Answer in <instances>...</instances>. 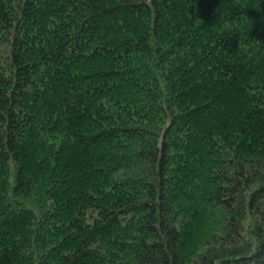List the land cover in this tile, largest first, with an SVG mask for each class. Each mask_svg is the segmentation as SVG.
Returning <instances> with one entry per match:
<instances>
[{
    "label": "trees",
    "instance_id": "trees-1",
    "mask_svg": "<svg viewBox=\"0 0 264 264\" xmlns=\"http://www.w3.org/2000/svg\"><path fill=\"white\" fill-rule=\"evenodd\" d=\"M0 264H264V0H0Z\"/></svg>",
    "mask_w": 264,
    "mask_h": 264
}]
</instances>
